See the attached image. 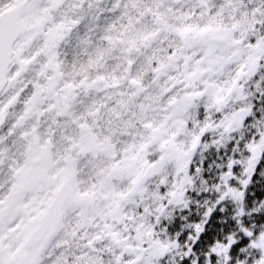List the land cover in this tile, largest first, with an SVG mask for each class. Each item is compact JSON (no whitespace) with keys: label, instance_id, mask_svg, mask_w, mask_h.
I'll use <instances>...</instances> for the list:
<instances>
[{"label":"snow or ice","instance_id":"1","mask_svg":"<svg viewBox=\"0 0 264 264\" xmlns=\"http://www.w3.org/2000/svg\"><path fill=\"white\" fill-rule=\"evenodd\" d=\"M0 264H264V0H0Z\"/></svg>","mask_w":264,"mask_h":264}]
</instances>
